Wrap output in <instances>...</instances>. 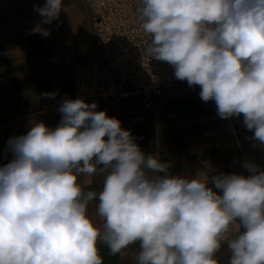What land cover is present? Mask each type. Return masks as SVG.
<instances>
[{"label":"clouds","instance_id":"9594fccd","mask_svg":"<svg viewBox=\"0 0 264 264\" xmlns=\"http://www.w3.org/2000/svg\"><path fill=\"white\" fill-rule=\"evenodd\" d=\"M35 10L42 20L32 32L47 37L43 24L65 7L45 0ZM136 11L145 55L198 86L221 119L242 115L264 145V0H140ZM97 108L65 98L56 127L36 122L9 139L0 264H104L101 246L121 259L135 246L133 264H220L225 244L228 264H264V170L246 161L249 175L172 174ZM97 175L99 191L90 188Z\"/></svg>","mask_w":264,"mask_h":264},{"label":"crops","instance_id":"0c3cea01","mask_svg":"<svg viewBox=\"0 0 264 264\" xmlns=\"http://www.w3.org/2000/svg\"><path fill=\"white\" fill-rule=\"evenodd\" d=\"M44 3L0 0V166L12 159L10 138L26 134L36 122L58 125L59 105L73 94L79 80L91 78L86 63L98 54L85 0H63L65 11L59 19L43 24L50 33L47 37L32 32L42 20L36 6ZM199 91L198 86L179 81L163 97L154 98L151 108L125 99L105 102L97 111L117 118L142 151L171 164L172 174L203 173L209 179L221 172L249 175L243 167L246 161L264 170V145L250 139L253 132L244 126L243 116L221 119L215 102L202 101ZM91 179L90 188L99 191L103 177ZM135 251V246L129 248L121 259L100 248L104 264H133ZM229 257L225 244L217 258L228 264Z\"/></svg>","mask_w":264,"mask_h":264},{"label":"built area","instance_id":"2783aa9c","mask_svg":"<svg viewBox=\"0 0 264 264\" xmlns=\"http://www.w3.org/2000/svg\"><path fill=\"white\" fill-rule=\"evenodd\" d=\"M95 31L98 54L87 61L90 79L78 81L69 98L98 106L132 99L151 108L179 80L166 62L145 55L147 35L136 9L140 0H85Z\"/></svg>","mask_w":264,"mask_h":264}]
</instances>
